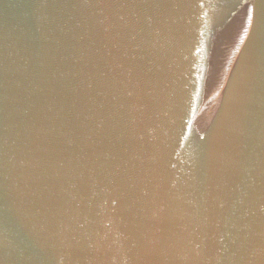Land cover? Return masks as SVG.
Here are the masks:
<instances>
[{
	"label": "water",
	"instance_id": "water-1",
	"mask_svg": "<svg viewBox=\"0 0 264 264\" xmlns=\"http://www.w3.org/2000/svg\"><path fill=\"white\" fill-rule=\"evenodd\" d=\"M0 264H264V0H0Z\"/></svg>",
	"mask_w": 264,
	"mask_h": 264
}]
</instances>
